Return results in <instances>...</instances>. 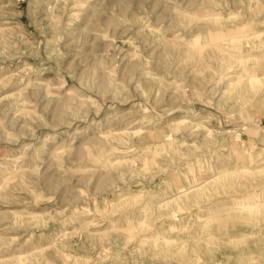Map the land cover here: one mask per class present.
<instances>
[{"label":"rangeland","instance_id":"obj_1","mask_svg":"<svg viewBox=\"0 0 264 264\" xmlns=\"http://www.w3.org/2000/svg\"><path fill=\"white\" fill-rule=\"evenodd\" d=\"M0 264H264V0H0Z\"/></svg>","mask_w":264,"mask_h":264},{"label":"clouds","instance_id":"obj_2","mask_svg":"<svg viewBox=\"0 0 264 264\" xmlns=\"http://www.w3.org/2000/svg\"><path fill=\"white\" fill-rule=\"evenodd\" d=\"M100 93V88L98 87L95 91L94 94L99 95ZM109 114L107 112H105L103 115L97 117V116H92L90 118V120L88 122H85L83 124V126H79L77 125V128H72L70 130V134L71 135H75L77 129H79V131L82 133L81 139H86L88 136L92 135L94 132V129L92 128V124L93 123H103L107 118H108ZM74 123V121H73Z\"/></svg>","mask_w":264,"mask_h":264}]
</instances>
